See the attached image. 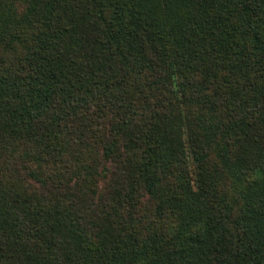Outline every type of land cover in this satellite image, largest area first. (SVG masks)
Listing matches in <instances>:
<instances>
[{
	"label": "trees",
	"instance_id": "obj_1",
	"mask_svg": "<svg viewBox=\"0 0 264 264\" xmlns=\"http://www.w3.org/2000/svg\"><path fill=\"white\" fill-rule=\"evenodd\" d=\"M0 264H264V0H0Z\"/></svg>",
	"mask_w": 264,
	"mask_h": 264
},
{
	"label": "rangeland",
	"instance_id": "obj_2",
	"mask_svg": "<svg viewBox=\"0 0 264 264\" xmlns=\"http://www.w3.org/2000/svg\"><path fill=\"white\" fill-rule=\"evenodd\" d=\"M215 161H216V160H213L212 163L215 162ZM225 172H226V171H225ZM225 172L222 171V172H220L219 175H218L219 178H220V182H222L223 185H225V182H226V180H227V175H226Z\"/></svg>",
	"mask_w": 264,
	"mask_h": 264
}]
</instances>
